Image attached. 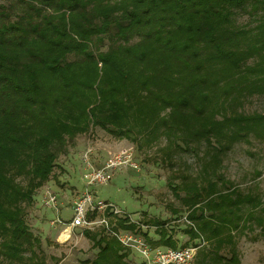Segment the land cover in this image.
I'll use <instances>...</instances> for the list:
<instances>
[{"label":"trees","instance_id":"16d2710c","mask_svg":"<svg viewBox=\"0 0 264 264\" xmlns=\"http://www.w3.org/2000/svg\"><path fill=\"white\" fill-rule=\"evenodd\" d=\"M242 14L255 25H237ZM253 96H264V0H0V161L29 179L21 186L0 167V256L37 259L41 241L20 203L48 182L55 147L99 128L141 149L165 140L168 165L197 144V182L167 185L189 240L206 244L197 264H240L235 237L264 228L263 200L235 188L222 166L235 144L264 141V114L243 112ZM105 216L114 233L177 248L164 221L143 222L154 242L128 217ZM109 230L83 231L97 250L85 264H128L130 250Z\"/></svg>","mask_w":264,"mask_h":264},{"label":"rangeland","instance_id":"374dc122","mask_svg":"<svg viewBox=\"0 0 264 264\" xmlns=\"http://www.w3.org/2000/svg\"><path fill=\"white\" fill-rule=\"evenodd\" d=\"M253 20L249 14L236 17L237 25L242 26L246 24L254 26ZM243 112L264 114V96L246 99ZM91 129L84 134L77 132L71 140L66 142L64 148L55 147L57 156L48 182L34 189L33 203L27 201L20 203L19 207L25 215L26 225L41 241L33 249L37 259L33 258L29 252L23 254L21 262L9 263L0 256V264H85L86 261L93 260L97 250L93 249L92 243L84 237V229L72 230L71 237L65 243L56 241V234L61 229L51 224L56 217V212L43 207L40 202V193L44 188V192L50 191L58 196V215L60 219L70 221L73 216L71 209L73 202L85 192L84 154L90 158L92 167L102 168L112 153L125 148L131 149L136 167L122 166L109 171L104 185L90 189L95 202H103L111 206L113 212L119 216L128 217L133 223L139 224L142 232L154 242L159 239L155 228L143 226V222L150 219L167 223L166 228L174 233L173 238L177 248L197 244H200V248L205 247L206 244L202 241L189 240L185 233L188 226L185 207L167 185L170 181L174 182L175 178V184L180 185L184 177H189L190 180L196 178L197 182V144L193 151L185 153L176 151L173 164L168 165L163 160V152L165 149L171 151L174 149L163 139L151 147L141 149L136 143L117 139L99 128ZM204 149V146L198 149V156H201ZM0 167L5 174L8 172L13 175L11 177H14V182L21 186L28 185L29 179L18 174L11 160H1ZM222 172L226 180L242 193L260 196V200H263L261 208H264V141L250 136L248 143L235 144L223 158ZM179 196H184V193L181 192ZM37 203L39 206H36ZM98 216L101 215L98 214ZM93 229L99 230L101 227L96 226ZM253 229V232L235 237L240 264H264V228L254 227ZM2 240L0 236V244ZM227 248L220 252V255L229 258ZM127 261L128 264H145L138 252L130 251ZM190 264H197V254Z\"/></svg>","mask_w":264,"mask_h":264},{"label":"built area","instance_id":"2783aa9c","mask_svg":"<svg viewBox=\"0 0 264 264\" xmlns=\"http://www.w3.org/2000/svg\"><path fill=\"white\" fill-rule=\"evenodd\" d=\"M83 161L86 166L83 175L85 192L73 202L71 206L73 216L70 221H64L60 219L58 215V196L50 191L44 192L43 195V207L47 210H54L56 212V217L51 224L61 228L60 237H62V240L59 238V243H65L71 237V232L75 228L94 230L93 228L98 226L104 227L107 230L111 229L108 219L105 216L106 210L111 206L97 201V204H95V198L90 189L98 185H104L107 182L109 171H114L122 166L130 168L136 167L133 153L130 148L112 153L102 168L92 167L91 160L86 154L83 156ZM95 212L101 216L94 217L93 219L89 218ZM109 232L116 236L128 250L138 252L144 259L145 264H190L201 247L200 244H197L176 249L163 247L153 248L139 235L123 231L114 233L112 230H109Z\"/></svg>","mask_w":264,"mask_h":264},{"label":"crops","instance_id":"0c3cea01","mask_svg":"<svg viewBox=\"0 0 264 264\" xmlns=\"http://www.w3.org/2000/svg\"><path fill=\"white\" fill-rule=\"evenodd\" d=\"M92 130V129H91ZM41 200H40V202L42 203V198H43V195H44V188H43V190L41 191ZM39 194V195H40ZM36 206H39V204L37 203V205ZM60 229V228H59ZM90 231H97V230H90ZM60 236H61V229L57 232V234H56V241L57 242H59V238H60ZM177 244V243H176ZM160 247H163V248H166V247H164V246H160Z\"/></svg>","mask_w":264,"mask_h":264}]
</instances>
